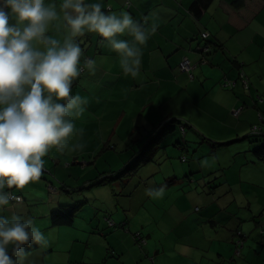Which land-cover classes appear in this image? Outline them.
Wrapping results in <instances>:
<instances>
[{
  "label": "crops",
  "instance_id": "0c3cea01",
  "mask_svg": "<svg viewBox=\"0 0 264 264\" xmlns=\"http://www.w3.org/2000/svg\"><path fill=\"white\" fill-rule=\"evenodd\" d=\"M192 1L86 0V3L103 4L105 12L126 11L137 22L155 23L157 31L141 48L136 77L122 72L118 55L107 43H101L99 37L86 34L81 38L84 49L81 64L86 56L96 61L95 71L90 72L86 67L71 88L73 96L80 95L88 101L84 114L74 119L76 128L84 130L81 142L85 148L71 155H61L53 149L43 158L44 174L40 181L19 192L12 190L21 195L22 202H9L0 209V216L32 219L48 240L46 247L34 243L26 245L24 264H264V234L259 236L257 231L264 209V172L244 173L250 165L264 160L255 157L253 151L259 144L247 135L250 125L258 121L256 110L264 112V0H212L198 16L190 9ZM47 2L59 4L60 0ZM107 5L111 8L107 9ZM202 30L211 34V53L208 63L196 64L199 56L194 48L200 42ZM118 39L131 41L132 38L125 34ZM216 44H222V48ZM185 54L194 62L192 77L178 68ZM236 62L243 63L248 89H243L238 81L233 88L221 85L223 76L237 79ZM243 105L245 108L237 117L231 114L232 107ZM172 119L186 122L193 131V135L186 132L179 141L173 139L178 148L195 142V138L201 142L211 140L205 135L217 139L209 130H222L225 139L233 140L217 144L245 140L246 144L239 147H246L244 151L250 158L243 162L234 156L240 151L229 152L221 168H216L215 162L218 156L224 155V148L208 154L209 166H201L196 157L189 167L181 166L182 175L173 170L174 176L167 177L163 183L154 177L148 188L163 187L164 196L171 183L183 182L184 176L189 177L188 183L183 185V194L175 203H160L165 218L164 214L156 213L157 205L153 202L159 199L147 191L142 203L145 210L133 214L122 225H115L113 213L106 217L112 225L105 226L100 221L96 233L77 230L73 227L74 221L70 226L50 224L49 214L59 206L82 203L80 213L89 202L82 189L94 187L92 183L99 180L101 174L116 171H96L87 177L89 162L95 163L103 157L117 159V156H106L105 153L110 155L111 152H103L114 149L115 144L124 147L119 156L126 155L125 162H128L153 132ZM171 126L173 131L175 124ZM93 127L100 136L85 140ZM166 135L153 151L150 162L155 159L154 152ZM165 151L170 155L177 153L173 148ZM231 156L238 163H234L232 172H225L231 164ZM82 162L87 164L84 168L73 167ZM191 174L194 176H189ZM71 176L79 181L77 187L70 183ZM151 176L150 173L145 178ZM116 181L119 180L112 182ZM140 181L134 183V188ZM134 188H128L124 196H130ZM77 189V193L70 194ZM124 209L132 211L128 203L123 205L122 211ZM115 210H119L117 206ZM79 216L83 227L91 225L85 217ZM77 217L76 214L74 220ZM116 217L118 221L121 219L118 214ZM113 227L118 229L104 230ZM236 231L247 238L241 259L230 263ZM135 232L146 240L141 249L135 246ZM90 238L104 241L105 247L87 251L91 248ZM149 258H153V263Z\"/></svg>",
  "mask_w": 264,
  "mask_h": 264
},
{
  "label": "clouds",
  "instance_id": "9594fccd",
  "mask_svg": "<svg viewBox=\"0 0 264 264\" xmlns=\"http://www.w3.org/2000/svg\"><path fill=\"white\" fill-rule=\"evenodd\" d=\"M103 7L86 0H0V209L19 199L11 190L40 181L43 158L53 149L71 155L85 148L84 130L74 119L84 114L88 101L71 94L84 71L81 38L99 37L118 55L124 74L139 75L141 48L157 25ZM125 34L131 41L118 39ZM84 65L90 72L96 69L93 59ZM200 163L210 164L208 159ZM148 194L163 198L164 188ZM30 243L48 245L32 219L0 216V264H24Z\"/></svg>",
  "mask_w": 264,
  "mask_h": 264
},
{
  "label": "rangeland",
  "instance_id": "374dc122",
  "mask_svg": "<svg viewBox=\"0 0 264 264\" xmlns=\"http://www.w3.org/2000/svg\"><path fill=\"white\" fill-rule=\"evenodd\" d=\"M185 123V122H183ZM210 134L218 137L217 139L211 138L207 135H205L208 139L211 140H203L201 142L199 139L195 138V142L192 143H187V146L184 147L182 143L183 148L181 149L180 147L178 148L173 144V139H176V141H179L183 135L186 134H192V130L189 129L188 126H185L184 132L180 131L179 124H175V129L171 131L169 134L166 135V137L163 139L162 143L160 144V147L154 152V160L153 161H148L145 162L142 166L141 169L137 172L132 174L130 177L125 179L122 182L116 181L112 182L111 184H105V185H100V186H94L91 188H86L82 189V192L86 194L89 197V202L83 207V210L79 213V211L76 213L77 218L74 220V226L77 230H88L89 232H95L96 233V225L98 222L101 221V223L105 224V226L108 223V220H106V217L110 215V213H113V218L115 219V225L119 226L120 224L122 225V222H125L126 220H129L133 214L140 213L142 210H145L144 207H142L143 200L146 198V193L149 190L148 185L152 182L153 178L156 177L158 181L164 182V180L167 177L174 176L173 170L177 171L180 175L183 174L181 166L188 165L192 163V161L195 160L196 157L199 158L200 162L202 160L208 159V154L218 152L219 150L226 149L225 153L223 156H218L219 160L215 162L216 168H221V162L227 157L229 152H236L234 156H236V160H241L243 162H246L248 158H250V154L246 151V147H239L242 144H246L245 140H241L238 142H233L225 145H218L217 143L224 142L227 143L229 141H232V138L225 139L224 138V132L222 130H209ZM100 136V134H97L95 131V127H93L92 130L88 131L87 136L85 137V140L90 139V136ZM193 135V134H192ZM96 136V137H97ZM212 142H216L215 144L212 145ZM257 143H260V141H255ZM165 144V145H164ZM159 145V144H158ZM198 146V147H197ZM239 147V148H238ZM173 148L177 153L174 154H166L165 149H170ZM121 149H124L123 146H116L114 149H105L103 152H111V154H106V156H111L113 158L118 157L117 159H107V158H100L98 159L95 163H90L86 165H74L73 167H80L84 168L85 166L88 168L89 172L87 174V177L90 175H93L96 171H104L106 169H111V170H118L120 167H122L127 160L126 155H120L119 152ZM237 149V150H236ZM123 151V150H122ZM153 151V150H152ZM215 154V153H214ZM234 156H231V164L224 169L225 172H232L234 170V163H238L235 161L233 158ZM238 156V157H237ZM182 157H185L184 160H182ZM209 160V159H208ZM89 161V160H88ZM196 161V160H195ZM244 173H249L252 174L254 172L260 171L264 172V160L257 165H250L246 169H244ZM203 171H205V168H203ZM152 174L151 177L145 178L147 174ZM195 174V173H194ZM189 176H194L193 174ZM143 177V178H142ZM70 183L72 185H75L76 187L78 186L77 179L74 180V178L71 176L70 177ZM188 176H184L183 182L179 183H171L170 186L166 187V192L165 196L163 195V198H158L159 200H155V203L157 205L156 208V213L159 215H163V218H165L166 214L162 212L163 208L161 207V202L164 204L167 203H175L177 198L179 197L180 194H183V185L184 183H188ZM141 180L140 183L136 188L135 187V182L137 180ZM235 179V178H234ZM47 184V189L48 188ZM127 186V187H126ZM245 189L247 188L249 191V188L247 185H244ZM134 188L132 194L130 196H124V193L127 189ZM201 189V188H200ZM78 189L75 191H72L70 194L77 193ZM130 204L132 207V211L129 212L126 209L125 211H122L123 205L124 204ZM10 204V203H9ZM118 207V211L115 210V207ZM203 209H201V212L203 213ZM264 214V209L262 210ZM116 214L119 215V218H121L119 221L116 217ZM79 215H82L85 217L91 225H88L86 227H83V224L81 222V218ZM156 215V214H154ZM197 215V214H196ZM112 218V217H111ZM112 218V219H113ZM264 218V217H263ZM110 219V221H112ZM124 220V221H123ZM120 222V223H119ZM262 222L264 223V219H262ZM93 229V230H92ZM116 230L118 229L117 227L113 228H106L104 230ZM259 232V228H257ZM264 230V227H263ZM239 236V235H238ZM241 237V236H239ZM91 239V248L86 249L87 251L94 252L97 248H104L105 247V242L104 241H98L94 240V238ZM130 246H133V243L129 242ZM135 246L137 249H140L139 244L135 242ZM59 250V249H58ZM85 251V250H84ZM254 250L252 249V252ZM76 253L75 251L72 252V255ZM103 257L105 256L104 253H101ZM79 254H77L78 256ZM127 255V252H126ZM73 258V257H72ZM236 262V260H235Z\"/></svg>",
  "mask_w": 264,
  "mask_h": 264
},
{
  "label": "trees",
  "instance_id": "16d2710c",
  "mask_svg": "<svg viewBox=\"0 0 264 264\" xmlns=\"http://www.w3.org/2000/svg\"><path fill=\"white\" fill-rule=\"evenodd\" d=\"M212 0H193L190 9L194 12L196 16H198L202 9H204L206 6H208ZM206 33V36L203 34ZM211 34L207 30H202L200 33V42L197 43V45L194 48V52H196L199 56V60L195 62L196 64L201 63V64H206L209 62V54L211 53ZM218 47L222 48V44H216ZM185 56L189 57L187 54ZM191 63L193 64L194 62L191 60L189 57ZM237 65V79H229L226 76H223L221 85L228 87V88H233L236 85V82L238 81L240 85L242 86L243 89H248L249 88V82L247 75L242 67L243 63L242 62H236ZM255 96L258 97V101H261L262 98L256 94ZM245 108V105L239 106V107H232L231 112L233 109H237V114L235 117H237L241 110ZM232 114V113H231ZM256 114L262 117L261 119H258L256 123L261 124V121H264V112L261 110L257 109ZM233 115V114H232ZM234 116V115H233ZM260 117V118H261ZM180 124L178 120H170V122L166 124H162L153 134L151 135V138L146 141V143L143 144V146L140 147V149L137 151V153L134 155L132 159H130L127 163H125L122 167H120L118 170L110 173L109 175H100L99 180L96 182L92 183L93 186H98V185H105L108 184L112 181L119 180L120 182L123 183L125 179L130 177L132 174L136 173L138 169L145 163L151 160L152 158V153L156 149L158 143L160 140L173 129L172 124ZM253 123V124H256ZM251 124L249 127V133L247 134L249 138H252L253 141H260L259 146L254 149V155L258 159H264V132L261 133H256L252 130ZM264 125L261 127L263 128ZM153 150V151H152ZM85 163L82 162V165ZM82 203H77L73 205H67V206H59L57 209L53 210L49 214V219H50V224L52 226H70L72 225L76 213L81 209ZM263 213H261L262 215ZM259 216V220L257 223V228H259V236L264 234V223L262 222V219H264L262 216ZM258 231V230H257ZM139 232H135L133 234V238L135 242L139 244V248H143L146 244V240L144 239V243H141L140 240L136 239L135 234ZM140 234V233H139ZM235 241H234V246H233V252L231 259L228 260L230 263L235 262V260L241 259L242 257V251L244 248V243L246 241L247 236L243 235L240 231H236L235 234ZM240 235L241 237H239ZM141 236V235H140ZM241 245V246H240ZM238 248L240 249V252L238 253ZM149 261L153 263V258H149Z\"/></svg>",
  "mask_w": 264,
  "mask_h": 264
},
{
  "label": "built area",
  "instance_id": "2783aa9c",
  "mask_svg": "<svg viewBox=\"0 0 264 264\" xmlns=\"http://www.w3.org/2000/svg\"><path fill=\"white\" fill-rule=\"evenodd\" d=\"M126 5H127V7H128V6H129V3L126 2ZM110 8H111V6H110V5H107V9H110ZM203 35L206 36V33H204ZM86 59H90V58H89L88 56H86V57L84 58V60H86ZM84 60H83V62H82V64H81V67H83L84 70H85V69H86V66L84 65ZM178 68H179V70L182 71V72H187V73L192 77L191 69L193 68V64L191 63L189 57H187V56H183V57L181 58L180 62L178 63ZM237 111H238L237 109H233L231 113L235 116V115L237 114ZM260 117H261V116H259L258 119H261V120H262V117H261V118H260ZM263 125H264V121H261V124H258V123L253 124V125L251 126V128H252V130H253L254 132H256V133H261V134H262V132H264V127L261 128ZM185 126H187V123H186V122H185V123H180V124H179L180 131L184 132V130H185ZM184 159H185V157H182V160H184ZM5 191H9V190L6 189ZM11 194H12V196H14V197H19V199H18V200H17V199H13V200L10 201V203H12V204H17V203H21V202H22V197H21L20 194H18V193H14V192H12V190H11ZM261 216L264 217V214H262ZM108 223H109V226L112 225V223H110V222H108ZM239 236H240V235H239ZM135 237H136V239L140 240L141 243H144V239L140 236L139 233H136V234H135ZM240 246H241V245H240ZM240 249H241V248H238V253L240 252Z\"/></svg>",
  "mask_w": 264,
  "mask_h": 264
}]
</instances>
